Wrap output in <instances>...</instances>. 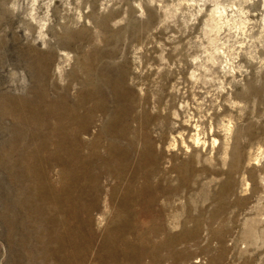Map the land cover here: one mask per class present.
I'll return each instance as SVG.
<instances>
[{"label": "rangeland", "instance_id": "374dc122", "mask_svg": "<svg viewBox=\"0 0 264 264\" xmlns=\"http://www.w3.org/2000/svg\"><path fill=\"white\" fill-rule=\"evenodd\" d=\"M262 192L264 0H0V264H264Z\"/></svg>", "mask_w": 264, "mask_h": 264}, {"label": "bare ground", "instance_id": "6f19581e", "mask_svg": "<svg viewBox=\"0 0 264 264\" xmlns=\"http://www.w3.org/2000/svg\"><path fill=\"white\" fill-rule=\"evenodd\" d=\"M262 194H263V196H262ZM260 199L264 200V192H262L260 194ZM263 216H264V213H262L260 211L255 213V217H253V219H251L252 223H250L249 229L245 232V235H247V237L252 236V234L255 233L256 231H258L257 233H261L264 231L263 229H260L262 226L264 227Z\"/></svg>", "mask_w": 264, "mask_h": 264}]
</instances>
